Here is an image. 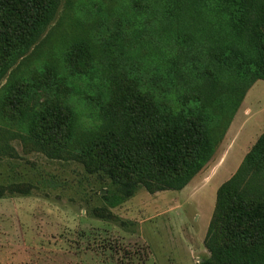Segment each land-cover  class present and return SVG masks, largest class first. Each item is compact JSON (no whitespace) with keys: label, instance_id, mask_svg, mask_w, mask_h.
<instances>
[{"label":"rangeland","instance_id":"rangeland-1","mask_svg":"<svg viewBox=\"0 0 264 264\" xmlns=\"http://www.w3.org/2000/svg\"><path fill=\"white\" fill-rule=\"evenodd\" d=\"M197 2L58 0L39 41L0 80V102L10 78L34 82L28 104L71 111L79 146L103 129L124 127L119 115L111 123L108 106L126 86L162 111L187 115L204 107L218 121L231 114L241 86L199 43L216 26L206 21L210 6ZM243 100L232 129L241 121L243 128L234 136L227 130L182 190L138 187L130 195L65 151L48 157L0 111V264H206L216 192L264 131V81ZM240 189L264 200V172L247 171ZM113 196L122 198L114 207Z\"/></svg>","mask_w":264,"mask_h":264},{"label":"trees","instance_id":"trees-1","mask_svg":"<svg viewBox=\"0 0 264 264\" xmlns=\"http://www.w3.org/2000/svg\"><path fill=\"white\" fill-rule=\"evenodd\" d=\"M57 1L0 0V80L39 41L54 18ZM197 3L210 6L206 21L216 26L209 30L210 38L201 36L199 42L207 44L208 60L232 73L241 86L235 90L238 99L231 114H221L217 121L214 111L209 116L202 107L197 114L174 115L126 86L118 91L117 102L108 106V112H113L111 123L119 115L124 127H113L109 133L103 129L79 146L73 142L71 111L28 104L34 82L28 86L14 84L12 78L6 81L0 111L23 128L39 151L50 158L49 152L65 151L81 159L90 171H104L125 195L138 187L150 193L182 190L212 160L247 91L264 81V0ZM213 40H218V47ZM251 170L264 172V131L236 173L216 192L206 236L210 253L206 264H261L264 258V200L247 199L240 189L244 174ZM17 191L27 195V190ZM112 199V207L122 202L120 196Z\"/></svg>","mask_w":264,"mask_h":264},{"label":"crops","instance_id":"crops-1","mask_svg":"<svg viewBox=\"0 0 264 264\" xmlns=\"http://www.w3.org/2000/svg\"><path fill=\"white\" fill-rule=\"evenodd\" d=\"M247 92H248V91H247ZM245 100H246V99H245ZM245 100H243V101L241 102V105H242L243 102H245ZM241 105H240V106H241ZM237 112H238V111H237ZM237 112H236L235 116L233 117V119H232V121H231V124H230L231 126H229V128H228V129H229V132L232 131V132H231V135H232V136L237 135L238 132L243 128L244 123H245V122H242V121H241V123L239 124V125H240L239 127L235 128V130L232 129L233 126L235 125V122H236L237 118H238L239 115H240L239 112H238V113H237ZM244 117H245V116L243 115V118H244ZM243 118H242V119H243ZM228 129H227V130H228ZM262 133H263V132H262ZM262 133H261V134H262ZM261 134H260V135H261ZM260 135H259V136H260ZM259 136H258V137H259ZM258 137H257V138H258ZM256 140H257V139H256ZM246 154H247V153H246ZM244 156H245V155H244ZM242 160H243V158H242ZM242 160H241V162H242ZM241 162H240V164H241ZM240 164H239V165H240Z\"/></svg>","mask_w":264,"mask_h":264}]
</instances>
